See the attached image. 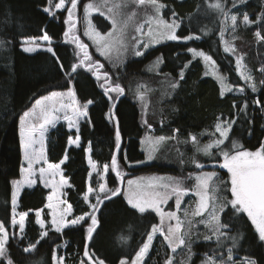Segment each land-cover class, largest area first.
<instances>
[{
    "label": "trees",
    "instance_id": "obj_1",
    "mask_svg": "<svg viewBox=\"0 0 264 264\" xmlns=\"http://www.w3.org/2000/svg\"><path fill=\"white\" fill-rule=\"evenodd\" d=\"M92 0H79L78 10L80 18L79 37L88 44L89 52L93 59L104 64V68L113 75L124 88V95L116 101L119 117L120 131L123 137V147L128 160H142L145 153L141 149V138L149 130V125L161 127L160 117L167 121L166 131L179 130L183 137L212 128L218 119H236L238 109L234 103L247 98L249 101L257 96L247 87L249 81L240 76V70L236 69V59L241 57L245 66L253 71V78L257 88L264 93V41L255 36L257 30L264 33V25H248L242 22V15L247 13L255 20L261 12H264V0H247L244 4L232 6V0H227L226 10L229 15L238 16V24L232 29L230 22L225 26L221 14L211 7L216 0H161L169 7L163 9L164 17L171 19L172 10L179 14L183 22L180 32L184 35L194 34L198 39L192 41H168L162 43L143 54L140 57L131 58L119 67L112 68L114 63L108 62L95 51V46L83 35L85 24L84 6ZM57 2V0H56ZM223 2V0H222ZM47 7L46 0H0V220L6 225L11 211L12 180L21 177L23 153L19 143V117L28 110L35 101L51 91L66 90L60 87L64 78L56 61L46 49H40L34 53L23 50V42L26 38H38L47 30L55 39V47L60 61L66 66L70 59L74 58L76 46L69 43L63 32L67 30V13L56 12L53 17L44 11ZM97 25L103 30L109 27L108 21L102 16L95 17ZM106 24V26H104ZM225 29L223 37L220 32ZM227 46L232 47V52L225 51ZM196 48L212 56L221 72L226 76L228 84L233 88H244L245 92L236 95L228 92L223 96L219 82L211 76L205 75L204 63L201 57H193L187 52V48ZM163 56L160 71L149 72V68L156 58ZM191 62V63H189ZM186 66V67H185ZM184 69L183 80L179 79V72ZM149 70V71H148ZM170 76L172 80L179 82L172 95L163 99L162 105L155 106L153 118L145 123L143 108L139 102L138 82L152 81L160 83L162 78ZM78 99H95L96 104L89 109L90 120L81 122L79 135L81 146L69 147L66 143L69 137L76 135L75 130H70L66 122H60L53 127L47 138V155L50 162L57 163L67 150L71 159L64 165L65 175L70 178L71 187L67 189V201L72 205L75 215L87 211L86 202L82 199L84 189L88 183L90 166L87 158V147L91 145V157L98 163L100 169L105 164L111 163L113 156L117 157V163L123 176V188L129 176L153 171L183 174L178 167L152 164L131 167L117 155L114 149V125L107 119L106 96L104 90L98 87L95 77L86 69L80 70L75 81ZM145 90V88H143ZM114 95V94H113ZM161 108H165L163 114ZM255 106L250 107V113L254 120L252 127L248 128L247 121L234 126L232 135L239 138L245 149L256 150L261 141H264V116L259 111H254ZM223 114V115H222ZM97 178V177H96ZM95 178V179H96ZM115 169H110L106 174L107 187H113ZM95 181V180H94ZM92 185L96 187V183ZM48 190L43 185L25 189L19 198L21 211L35 210L46 207ZM232 214L229 212L225 220ZM100 224L97 228L94 244L90 245L96 257L110 263L120 264L121 259L132 261L142 242L146 240L144 233L150 230V226L157 225L160 221L155 212L138 214L130 210L123 196L114 198L102 208L99 216ZM34 211H30L23 242L10 241V258L14 264H32L45 260L53 263V257L57 250L64 254L65 264H79L83 257L81 237L82 231L66 229L61 238L53 231L49 232L50 239H41V228L36 223ZM78 227V226H77ZM232 234L237 231L243 234V238L234 249L236 259L251 257L257 264H264V242L259 241L258 232L251 223L246 213L232 221ZM18 232V230L16 229ZM121 237L126 239L122 240ZM68 241L67 248L57 249V245ZM29 242L36 243L34 251L21 252L22 247H27ZM231 241L225 242L223 247H217L216 242L200 241L193 244L195 256L192 264H198L208 255L227 256V248L231 247ZM168 255V248L163 242L156 241L145 264H164ZM0 264H4L0 261Z\"/></svg>",
    "mask_w": 264,
    "mask_h": 264
},
{
    "label": "snow or ice",
    "instance_id": "obj_2",
    "mask_svg": "<svg viewBox=\"0 0 264 264\" xmlns=\"http://www.w3.org/2000/svg\"><path fill=\"white\" fill-rule=\"evenodd\" d=\"M246 2L247 0H232V6L236 7ZM226 3L227 0H223V2L222 0H216L211 7L221 14L225 26H228L230 22L232 29H235L239 18L237 15H229L230 10H226ZM46 4L47 7L44 8V11L53 17L57 15L54 9H60L67 13L66 19L62 21L67 26V30L63 32V37L76 46L75 54L74 58L70 59L65 66L57 55L54 37L50 36L47 30H44L40 39L49 45L46 51L52 55L64 78V83L60 87L66 88L67 91H51L49 95L37 99L32 108L24 111L19 117V143L23 149V161L27 166L21 168V172L24 174L22 180H12L10 182L13 186L10 216L7 225L4 220H0V261H3L4 264H14L9 253V247L12 246L10 241H24L25 229L29 222L28 217L30 211H34L36 217H40L42 213L45 214L44 219L36 220V223L41 228V239H50L49 232L53 230L62 238L66 229L75 228L83 233L81 245L83 257L87 258L86 260L81 259L79 264H105L103 260L96 257L90 245L94 244V234L97 233V228L100 224L99 216L102 208L106 207L107 203H111L114 198L123 196L126 204L130 206V210H134L138 214L158 213L160 223L150 226V230L144 233L146 240L139 246V250L135 253V259L132 261L126 258L121 259L120 264H142L143 259L152 247V242L157 233L163 234L164 240L171 247L173 253L178 248H184L186 257L181 259L178 264H191L192 257L195 255L192 251L191 238L194 234L199 235L193 232L195 225L192 223V219L195 217H200L199 223L205 225L211 233V235L203 236L205 241L215 240L217 247H223L227 241L232 242V246L226 250L227 259H225L223 253L219 256L204 254L201 264H257V261L251 257H243L239 261L234 259V249L238 246L239 240L243 238V234L239 231L235 235L231 233L233 231L232 221L246 213L251 223L255 226L256 232H258L259 241L264 242V141H261L254 151L244 149L243 145L236 141H231L230 146L225 148V142L229 140V134L233 131L235 125L241 124L243 126L241 117H243V121L248 122V128L252 127L254 117L249 111L251 106L254 105V111H259L264 116V93L260 92L255 82L248 83L247 87H250L252 93H256L257 96L251 101L245 98L239 103L233 104V107L238 109V113L235 114L236 119H223L222 117L218 119L215 124V132L212 135L216 136L218 134L219 138L213 139L201 147L197 136L190 134V140L196 147L197 152H202L210 160L215 161L218 167L227 169L228 173H230V179L224 181L223 184L225 185L224 190L228 192L231 199L227 196L219 198L215 195V193L219 192L218 188L214 189V194L210 197L209 184L214 177H218V173L216 171H204L206 165L198 162L195 157L192 159V164L195 165L198 171L194 175L189 174L188 178L195 181L191 189L184 186V178L182 177L151 176L144 183L128 180L126 190L123 188V176L116 156H113L111 163L105 164L102 169L104 173H108L110 169H115V177L119 178V181L114 179L113 187H107L102 180L92 181L93 173H96L97 177L100 176V173L97 171V164L89 157L88 163L91 165V171L88 173V183L82 197L87 202V211L74 215L72 205L68 204L65 199H61L65 195L63 190L66 187H71L70 178L65 175L64 167H62L66 165L71 157L66 150L62 157L58 158L57 163L48 162L45 154V134L50 126L55 127L57 121L63 119L68 122L69 129L76 130L75 138L69 137L66 141L67 145L69 147L81 146L80 124L82 120L84 122L90 120L89 109L96 104V100L85 97L83 102H81L78 99L75 81L80 74V70L86 69L88 73H91L95 77L98 87L104 90V95L106 96L105 104L108 109L107 119L112 121L114 125V149L128 166L135 167L152 161L155 158L156 146L161 142L174 140L175 136L148 137L145 141L148 144L146 160L127 159V153L123 147L124 141L120 131L119 117L115 114L118 111L116 101L124 95V88L116 82V80H119V76L117 75L116 80H113L115 73H110L104 68V64L99 60L93 59L88 45L83 43L80 37L75 34V16L79 0H58V2L56 0H46ZM129 4L150 6L154 9V14L149 16L146 22L149 25H154L155 30L150 26L147 32L144 33L143 24L135 28V31L139 33V36L132 37L134 42L133 53L136 57L144 54L140 49L147 50L151 45L159 44L162 41H192L199 38L194 34L184 35L179 31L183 20L174 10H172L170 21L164 18L162 15L163 9L169 6L163 4L161 0H123L122 3H113L108 8L107 16V19L111 22L112 30L107 33H101L88 20V14L94 8L98 11L99 7L89 3L84 6L85 31L83 35L92 41L95 45V51L100 56L110 60V53L114 50L119 53L122 47L125 52L127 51L125 35L128 24L136 16V12L132 11L126 19H118L117 17L124 16L123 9L127 8ZM102 6H107V0H104ZM242 22L245 26L253 24L264 25V12H261L255 20L247 13H244ZM224 31L225 29L221 30V37H223ZM145 35L148 38L147 41L142 39ZM255 36L264 41V33L261 31L257 30ZM3 43L4 41L0 40V44ZM28 43H31V41H28ZM225 45L226 52L233 51L232 47L227 46V42H225ZM23 50L31 53L37 49L35 47H25ZM187 52L191 53L193 57H201L204 61L215 65L212 56L204 51L190 47L187 48ZM241 61L242 58L240 57L236 59L235 66L237 70L242 67ZM156 63H163L162 55L156 58ZM111 67L115 69L119 65L112 64ZM261 71L264 72V68ZM184 75L185 71L182 68L179 72V79L183 80ZM240 76L245 81H251L252 79L251 76L245 75L244 71H240ZM217 79L222 84L220 93L222 96L225 94L224 88H227L229 92L233 91L231 87L224 85V77L218 76ZM260 83L264 86V81ZM172 87H179V82L177 81ZM237 91L243 94L245 89L239 88ZM140 98L143 99V96L141 95ZM59 113L63 115L61 116ZM145 123L147 122L145 121ZM175 131L178 132L179 130ZM207 134V131L200 133L201 136ZM37 145H39V148H37ZM213 149L216 150L215 156H213ZM91 151V145L89 144L88 152L90 153ZM40 162H44L47 167H40L38 170L34 168V165ZM37 171L44 187L51 189L50 194L46 197V208L49 211L46 212L45 208L41 207L35 210L18 212L19 193L22 187L32 188L37 184V179L34 178ZM93 182L96 183L95 188L91 186ZM189 191L194 192L198 200L195 203L194 210H189L191 205L183 210L184 219L182 220L177 212L181 209L183 197L188 195ZM173 198L177 211H164L162 206ZM210 200L212 202L211 206ZM59 205L66 206L63 210L58 211ZM229 212L232 215L225 220V216ZM17 216L19 219H17ZM172 221H175V223H171ZM166 222L167 227L165 228ZM46 223L47 227H45ZM17 227L18 232L16 231ZM121 239L124 240L126 238L121 237ZM68 244V241H63L56 247L57 249L67 248ZM35 248L36 243L29 242L27 247H22L20 250L23 253H29L34 251ZM53 259L54 264H64L63 256L54 255ZM164 264H177V262L174 256H168Z\"/></svg>",
    "mask_w": 264,
    "mask_h": 264
},
{
    "label": "rangeland",
    "instance_id": "obj_3",
    "mask_svg": "<svg viewBox=\"0 0 264 264\" xmlns=\"http://www.w3.org/2000/svg\"><path fill=\"white\" fill-rule=\"evenodd\" d=\"M57 2H58V0H57ZM122 2H123V0H107V6L105 7V6H102L103 3H104V0H92V1H89L87 4L92 3V4L96 5V6H98L99 10L97 11L94 8L88 14V20H90L91 24L95 25L97 30H99L101 33H107L108 31H111L112 30L111 22L107 19L108 8H110L113 3H122ZM54 11L58 12V11H63V10L54 9ZM123 11H124V16L123 17H119L118 16L117 17L118 19H126V17L128 15H130L132 11L136 12V16L128 24V29H127V32H126V35H125V43L127 45V51L125 52L123 50V48L121 47L119 53L117 51H115V50L112 53H110V57H111L110 60L108 58L104 57L108 62H111V63H114V64H121V65L124 64L126 61H128L131 58H136V56L133 53L134 42L132 41V37L133 36H139V33H137L135 31V28L137 26H139L140 24H143L144 25V29H143L144 33L147 32V29L150 26L153 27L154 30H155V26L154 25H149L146 22L148 20L149 16L154 14V9H152L150 6H141V5H138V4H136V5L129 4L127 8L123 9ZM99 15L102 16L103 18H105L108 21V23H109V27L107 29H105V30H103L99 25H97L95 17L99 16ZM162 15L164 17L163 12H162ZM79 18H80V14H79V10L77 8L76 16H75V19H76V33L75 34L78 35V36H79V25H78ZM165 19H167V18H165ZM167 20L170 21L171 19H167ZM104 26H106V24H104ZM83 27H84V31H85V24H83ZM86 38L92 43V41L88 37H86ZM142 39L147 41L148 38L145 35L144 37H142ZM80 40L83 43H85V44L88 43V42L86 43L85 40L83 41L81 38H80ZM28 41H31V43H28ZM165 42H168V41H162L159 44H153L147 50H144V49H140V50L143 51L144 54H145L150 49H152V48H154V47H156V46H158V45H160L162 43H165ZM48 46L49 45L47 44V42L41 40L40 37H38V38H35V37L26 38L24 40V42H23V49L25 47H35L37 49L36 51H38L40 49H46ZM31 53H34V52H31ZM202 61L204 63V70H205L204 73H205V75L211 76L214 79H216L219 82V84L221 86V89H222V84H221V81L219 79H217V77L218 76H222V77L225 78L224 82H223L224 85H227L228 87H231L228 84L226 76L221 72V70L218 67V65L216 64V62H215V65H213L211 62L204 61L203 58H202ZM241 64H242L241 71H244L245 75H249L252 78L251 81H249V83L250 82H255L254 78H253V75H252L253 71L250 68L248 69L245 66V63H244L243 59L241 61ZM161 65H162V63H158L157 64L156 61H155L150 66V68H149L150 71L149 70L148 71L156 73V72L160 71ZM175 83H177V81L172 80V78L170 76H165L164 78H162V80H161V82L159 84L158 83H153L152 81H146V82H143V83L142 82H138L137 83V88L139 89V97H138L139 99L138 100L140 102V105L143 108V119H144V121L147 122L148 119L153 118L154 112H155V109H156L155 106L158 105V107H159V105L163 104V101H164L163 99H166L168 96L170 97L172 95V93L176 89V88L172 87V85L175 84ZM143 88H145V90ZM231 88L233 89V91H231V92H233L236 95H241V93L239 91H237V89H239V88H233V87H231ZM60 91H67V89L66 90H60ZM228 92L229 91H227V88H224V93L226 94ZM141 95L143 96V99L140 98ZM40 98H38V99H40ZM65 102L67 103V101H65ZM32 106L30 108H32ZM160 110L163 111V114L166 113V111H164L165 108H161ZM151 114H153V116ZM59 115L62 116L63 114L59 113ZM159 119H160V124H161L160 129L158 130L157 128L149 125L150 126L149 130L141 138V149L145 153V158L142 159V160H146V157H147L148 144L145 141H146V139L148 137L156 138V137H159V136H165V137L175 136V139L174 140H167L165 142L159 143L156 146L157 150L155 152V158L152 161L148 162V163L137 165V166L161 164V165H164V166L178 167L182 171H186V172L183 175V174H175V173H170V172L153 171V172H148V173H142V174L135 175V176H129L126 179V182L124 184V189L125 190L127 189V181L128 180H135V181H137L139 183H144L151 176L182 177V178H184V186L189 188V189H191L193 187L195 181H194V179L188 178L189 174H193L194 175L198 171L197 168L195 167V165L192 164V159H193V157H195V159L198 162L203 163V164L206 165V167L204 168V171H216L218 173V177H214L213 180L209 184V195H210V197L214 194V189L218 188L219 192L215 193V195H217L219 198H223V197L227 196L229 199H231V197L229 196L228 192L224 190L225 189V185L223 184L224 181H228L230 179V173H228L227 169H222V168L218 167L215 164V161L210 160L209 157L205 156L202 152H197L196 151V147L192 144V142L190 140V135L188 137H183L178 132H176L175 130H172L170 133H168V131H166L167 129L165 127L167 121L163 117H160ZM60 122H66V124L68 126V122L66 120H63V119L58 120L56 125L58 123H60ZM52 128L53 127L50 126L49 130L45 134V154H46V159H47L48 162H50V161H49L48 155H47V138H48V134H49V132H50V130ZM70 130H75V129H70ZM205 131H207L208 134L201 136L200 133L205 132ZM214 132H215V125L212 128H210V129H206V130H203V131H200V132H197V133H192V135H196L197 136V139L199 141V146L202 147L203 145L209 143L211 140L219 138L218 134L216 136L212 135V133H214ZM231 141H236L239 144L243 145L241 140L239 138L234 137L232 135V132H231L229 134V140H227L225 142V148H228L230 146V142ZM37 148H39V145H37ZM246 150H248V149H246ZM22 153H23V149H22ZM215 155H216V150L213 149V156H215ZM89 157H91V153H89L88 160H89ZM91 159H92V157H91ZM92 161L97 164V171L100 173L99 177H97L96 173H93L92 178H91L92 181H94V180L95 181L96 180H102V182L106 185V180L105 179H106V174L107 173H104L103 170L100 169V166L98 165V163L96 161H94L93 159H92ZM181 161H183V163H181ZM51 163H53V162H51ZM26 166H27L26 163L22 160V167H26ZM89 166H90V171H91V165L89 164ZM40 167H47V165L44 162H40L39 164L34 165V168H36L37 170ZM102 169H103V167H102ZM23 178H24V174L21 172V177L19 179H17V180H22ZM34 178L37 179V184L36 185H38V184L43 185V181L39 179L38 171L36 173V177H34ZM91 186L94 187L93 185H91ZM27 188H29V187H27V186L22 187L21 192L19 193V196H18V207H17V211L18 212H21V210L19 209V198H20L22 192L25 189H27ZM67 189H68V187H66L63 190L65 195H63L61 197V199H65L66 201H67V197H66L67 196ZM47 190H48V194H50L51 189L47 188ZM197 200H198V197H196L195 193L192 192V191H189L188 195L183 197L182 204H181V209L177 212V214L181 217L182 220L184 219L183 210L185 208H189V205H191V208L189 210L190 211L194 210L195 203H196ZM67 203L70 204L68 201H67ZM211 203L212 202L210 200V206H211ZM46 205H47V203H46ZM65 206L66 205H59L58 206V211L59 210H63V208ZM162 207H163L164 211H166V212L167 211H177L175 209L174 198L172 200H169L168 203L163 205ZM45 211L48 212L49 210H47V208L45 207ZM73 214H74V212H73ZM156 214L159 216L158 213H156ZM36 218H37V220L38 219H44L45 218V214L42 213L40 217H36ZM17 219H19L18 216H17ZM159 219H160V216H159ZM200 219H201L200 217H195V218L192 219V223L195 225V227L193 229V232L199 234L198 236L194 234L192 236V238H191L192 239V251L194 253H195V251L193 249V244L195 242L203 241L204 240L203 236L211 235V233L205 227V225L199 223ZM159 223H160V221H159ZM171 223L174 224L175 221H172ZM45 227H47V223H46ZM164 227L165 228L167 227V222L165 223ZM17 230H18V227H17ZM232 235H235V234H232ZM240 240H239V242H240ZM156 241H160V242L164 243V246H166L168 248L167 257L168 256H174L175 257V261L177 262V264H178V262L181 259L186 257V251L184 250L183 247L178 248L176 250V252L173 253L171 247L164 240L163 234L157 233L155 235V238H154V240L152 242V247H153V245H154V243ZM152 247L150 248L147 256L143 259L142 264L146 263V260H147V258L149 256L150 252H151ZM55 255H60V256L64 257L63 252L59 251V250H57L55 252ZM194 256L192 257L191 264L193 263L192 261L194 259ZM215 256H219V255L215 254ZM134 259H135V257H134ZM225 259H227V256L225 257ZM234 259L237 260V261L241 260V259H236V255L234 256ZM53 263H54V260H53ZM32 264H49V263L46 262L43 259V260H40V261L33 262ZM64 264H65V261H64ZM105 264H110V263L105 262ZM198 264H201V261Z\"/></svg>",
    "mask_w": 264,
    "mask_h": 264
},
{
    "label": "crops",
    "instance_id": "obj_4",
    "mask_svg": "<svg viewBox=\"0 0 264 264\" xmlns=\"http://www.w3.org/2000/svg\"><path fill=\"white\" fill-rule=\"evenodd\" d=\"M72 138H75V137L73 136ZM88 156H89V152H88V147H87V158H88Z\"/></svg>",
    "mask_w": 264,
    "mask_h": 264
}]
</instances>
